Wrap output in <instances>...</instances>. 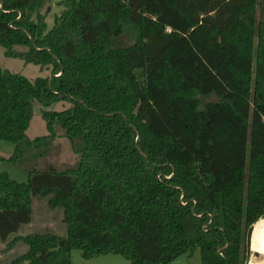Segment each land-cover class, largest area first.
<instances>
[{
	"label": "trees",
	"instance_id": "trees-1",
	"mask_svg": "<svg viewBox=\"0 0 264 264\" xmlns=\"http://www.w3.org/2000/svg\"><path fill=\"white\" fill-rule=\"evenodd\" d=\"M49 1L0 0L4 55L51 73L0 66L2 159L27 172L0 170V242L27 245L3 264H71L74 248L169 264L196 247L201 264H248L264 218V0H62L47 29ZM35 102L47 134L30 139ZM59 137L77 156L63 169L48 160ZM36 198L62 209L66 236L18 233Z\"/></svg>",
	"mask_w": 264,
	"mask_h": 264
},
{
	"label": "rangeland",
	"instance_id": "rangeland-1",
	"mask_svg": "<svg viewBox=\"0 0 264 264\" xmlns=\"http://www.w3.org/2000/svg\"><path fill=\"white\" fill-rule=\"evenodd\" d=\"M62 0H50L47 5L50 6V11L46 13L45 22L47 24V29L51 28L54 23V15L58 14L62 5L60 4ZM46 9V6L42 8V11ZM0 66L2 68L8 69L11 72L19 73L24 75L29 79H34L36 77H46L50 76V68L40 67L32 63H25L20 58L7 57L4 55V48L0 46ZM215 97L213 95L201 97V102L208 100H213ZM70 104L67 102H55L52 105L46 107L50 110H62L67 108ZM41 105L38 102L34 103L33 117L31 118L30 124L26 130V135L33 139L37 136H43L47 134L45 121L41 117ZM52 151L48 156L50 160L58 169H63L65 166L74 164L77 160L76 154L72 151L70 147L69 140L65 137L56 138L53 141ZM13 151V144L5 141H0V170L5 171L8 175L19 181H27V172L21 168L9 162L2 157H8ZM252 229V228H251ZM32 232H53L60 236H66V226L62 221V209L55 208L50 209L47 206L46 199H34L33 201V213L32 219L29 223L24 224L20 227L19 234H27ZM251 240V239H250ZM249 240V257L248 264H252L255 260L263 261L262 256L251 250ZM27 249V245L22 241L17 242L13 247L8 249L3 253V259L0 264L10 261L15 256L24 253ZM81 257L79 249L71 250V260L73 264H76ZM83 259V258H82ZM85 260V259H84ZM22 264H27L23 262ZM169 264H201V254L200 248L196 247L189 253H184L179 255L175 260Z\"/></svg>",
	"mask_w": 264,
	"mask_h": 264
},
{
	"label": "crops",
	"instance_id": "crops-1",
	"mask_svg": "<svg viewBox=\"0 0 264 264\" xmlns=\"http://www.w3.org/2000/svg\"><path fill=\"white\" fill-rule=\"evenodd\" d=\"M8 250L4 249V244L0 242V262L3 259V253H5ZM7 262V261H6ZM3 264V263H2ZM71 264L72 260H71ZM76 264H130V262L125 259L124 257L118 255V254H103L96 257H93L88 260H84L82 258H79Z\"/></svg>",
	"mask_w": 264,
	"mask_h": 264
},
{
	"label": "bare ground",
	"instance_id": "bare-ground-1",
	"mask_svg": "<svg viewBox=\"0 0 264 264\" xmlns=\"http://www.w3.org/2000/svg\"><path fill=\"white\" fill-rule=\"evenodd\" d=\"M250 248L255 252H259L260 254H264V218H260L253 225V230L251 234L250 240ZM261 260H255L252 264H263Z\"/></svg>",
	"mask_w": 264,
	"mask_h": 264
},
{
	"label": "water",
	"instance_id": "water-1",
	"mask_svg": "<svg viewBox=\"0 0 264 264\" xmlns=\"http://www.w3.org/2000/svg\"><path fill=\"white\" fill-rule=\"evenodd\" d=\"M252 230H253V225H252V229H251V233H250V238H249V240L251 239ZM263 264H264V263H263Z\"/></svg>",
	"mask_w": 264,
	"mask_h": 264
},
{
	"label": "flooded vegetation",
	"instance_id": "flooded-vegetation-1",
	"mask_svg": "<svg viewBox=\"0 0 264 264\" xmlns=\"http://www.w3.org/2000/svg\"><path fill=\"white\" fill-rule=\"evenodd\" d=\"M259 253V252H258ZM260 254V253H259ZM262 256V258L264 257V254H260Z\"/></svg>",
	"mask_w": 264,
	"mask_h": 264
}]
</instances>
